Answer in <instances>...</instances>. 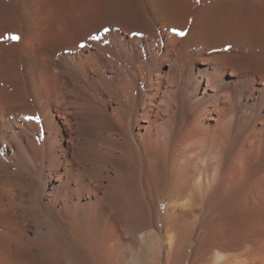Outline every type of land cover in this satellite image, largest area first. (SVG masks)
<instances>
[{
    "label": "bare ground",
    "instance_id": "bare-ground-1",
    "mask_svg": "<svg viewBox=\"0 0 264 264\" xmlns=\"http://www.w3.org/2000/svg\"><path fill=\"white\" fill-rule=\"evenodd\" d=\"M0 264H264V0H0Z\"/></svg>",
    "mask_w": 264,
    "mask_h": 264
},
{
    "label": "snow or ice",
    "instance_id": "snow-or-ice-1",
    "mask_svg": "<svg viewBox=\"0 0 264 264\" xmlns=\"http://www.w3.org/2000/svg\"><path fill=\"white\" fill-rule=\"evenodd\" d=\"M103 31H104V33H107L109 31V29L105 28ZM173 31H174L175 34H177L179 36H184L186 34L185 32L177 31L176 29H173ZM5 38L9 39V40H13V41H18L20 39V37L18 35H16V34H9ZM100 38H101L100 35H91L89 37V39H92V40H99ZM78 46L80 48L86 47V45L84 43H80ZM25 119L26 120L36 121L37 123L39 122V117L38 116H27V117H25Z\"/></svg>",
    "mask_w": 264,
    "mask_h": 264
},
{
    "label": "rangeland",
    "instance_id": "rangeland-1",
    "mask_svg": "<svg viewBox=\"0 0 264 264\" xmlns=\"http://www.w3.org/2000/svg\"><path fill=\"white\" fill-rule=\"evenodd\" d=\"M164 208H165V202L162 201V202H161V214H163V212H164Z\"/></svg>",
    "mask_w": 264,
    "mask_h": 264
}]
</instances>
